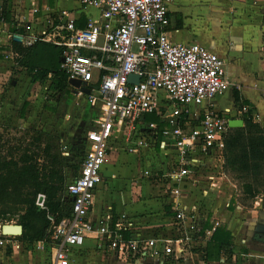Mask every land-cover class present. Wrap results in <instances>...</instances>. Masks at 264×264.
I'll return each mask as SVG.
<instances>
[{"label": "crops", "instance_id": "crops-1", "mask_svg": "<svg viewBox=\"0 0 264 264\" xmlns=\"http://www.w3.org/2000/svg\"><path fill=\"white\" fill-rule=\"evenodd\" d=\"M5 1L0 0V6ZM6 2L11 22L0 21V46L5 47L0 58V113L16 109L19 120L26 116L24 125L57 134L62 141L67 139L63 144L71 160L81 161L88 148L86 134L97 129L102 115L101 104L90 103L86 96L78 95L81 89L73 87L65 96L55 93L62 104L70 101L71 109L49 106L48 116L54 114V121L47 118L46 123H40L41 117L32 110L25 113L27 99L32 96L25 95L21 106L22 96L27 88L29 92L37 88L39 81H33L16 61L15 57L21 56L14 52L12 40L20 37L21 42L28 45L25 40L42 32L45 26L48 28L51 21L58 23L62 11L76 16L80 27L83 20L85 24L89 17L99 16V10L84 6L81 0ZM168 15V32L174 42L198 43L225 60L231 85L210 104L225 116L228 125L232 120L243 122L241 126L229 125V128L244 126L240 99L245 106L254 108L256 120L264 129V0H172L168 3ZM9 78L10 82L5 84ZM163 105L166 110L168 106ZM203 109L193 108L198 113ZM151 115L158 116L162 124L149 119ZM69 118L71 126L64 134L62 129ZM151 123L159 128L166 125L158 113H147L135 128L126 124L115 130L101 171L102 182L94 191V204L89 212L92 220L109 216L114 221L124 222L129 225L132 237L138 239L171 237L177 233V201L172 198L164 178L177 162L176 149L158 135L150 146L140 147L134 153L127 150V145L142 137L143 131L151 130ZM200 159L202 163L196 168L198 176L187 178L178 202L189 209L197 206L205 225L211 226L213 221L219 220V228L231 233L232 252L223 251L219 259L208 262L209 241H198L187 256L134 258L98 248L95 235L88 234L81 247L72 249L69 264H264V191L254 198H245L247 194L238 189V183L244 185V182L238 180L240 178L234 181V174L225 169L224 148L202 155ZM81 166L82 163L80 169ZM6 239L8 241L0 245V264L54 263L55 249L49 242L23 241L24 246L15 236L8 235Z\"/></svg>", "mask_w": 264, "mask_h": 264}, {"label": "built area", "instance_id": "built-area-1", "mask_svg": "<svg viewBox=\"0 0 264 264\" xmlns=\"http://www.w3.org/2000/svg\"><path fill=\"white\" fill-rule=\"evenodd\" d=\"M171 1L81 0L84 6L97 8L99 16L89 17L79 27L76 16L62 11L58 23L51 21L45 31L24 39L28 45L41 40L62 47L61 70L70 79L82 80L90 93L79 90L78 95L100 103L102 109L97 129L87 134L88 148L79 174L67 186L73 198L72 215L59 220L52 217L49 237L41 241L54 246L53 264H69L72 249L81 247L88 234L95 235L98 248L127 257L187 256L196 242L209 241L221 224L212 220L206 227L197 206L189 209L178 201L187 178L198 176L200 157L224 148L228 121L210 102L231 82L226 62L218 54L198 43H177L170 38ZM132 74L139 76L138 82H129ZM195 106L204 109L198 113ZM147 113H158L166 125L159 128L151 123V130L143 131L127 150L134 153L150 146L158 135L176 149L177 162L164 178L177 201V233L138 239L124 222L109 216L92 220L89 212L94 191L102 182L109 140L126 124L135 128ZM44 199L40 194L37 204L43 206ZM7 241L0 239V245Z\"/></svg>", "mask_w": 264, "mask_h": 264}, {"label": "trees", "instance_id": "trees-1", "mask_svg": "<svg viewBox=\"0 0 264 264\" xmlns=\"http://www.w3.org/2000/svg\"><path fill=\"white\" fill-rule=\"evenodd\" d=\"M6 1L0 6V21L11 22ZM83 22L80 27L85 25ZM12 44L14 52L21 56L15 57L16 61L33 81L49 78V88L55 93L63 96L70 93L73 88L70 77L60 68L62 47L41 40L25 45L13 39ZM4 50L5 47L0 46V58ZM238 102L244 126L229 128L224 142L225 169L234 174V181L240 178L238 180L244 182V185L238 183V189L250 199L264 191V129L256 120L254 108L247 105L245 108V102L240 99ZM148 118L162 124L156 115ZM21 133L16 143L0 144V221H10L18 214L24 228L20 238L34 243L48 239L52 217L59 220L72 215L73 198L67 190L68 169L77 177L80 163L79 167L69 164L59 135L39 128H26ZM42 193L45 199L40 206L37 200ZM125 236L130 237L131 233L126 231ZM5 237L0 231V239ZM232 247L230 231L218 227L209 239L206 261L219 259L223 251L232 252Z\"/></svg>", "mask_w": 264, "mask_h": 264}, {"label": "rangeland", "instance_id": "rangeland-1", "mask_svg": "<svg viewBox=\"0 0 264 264\" xmlns=\"http://www.w3.org/2000/svg\"><path fill=\"white\" fill-rule=\"evenodd\" d=\"M46 29L47 28L45 26L42 31H45ZM17 78H18V76L16 75L15 79L17 80ZM10 80H11V78H9V80L6 81L5 84H8L10 82ZM49 87H50V79L49 78L45 79L43 81H39L37 88H33L31 92H29L28 91L29 89L27 88V90L23 94L22 100L20 102V105L22 106L24 104V99H23L24 96L25 95H31L32 96V98L27 99L28 102L25 105L24 112L26 113V112H28V111L30 112V110H32V112L35 113V115H39V117H41L40 123H46L47 122V118H49V116H48L49 106H52V107L55 106L58 110H60L61 108H63V109L66 108V110L69 111L71 109V102L70 101H64L62 104L61 101L58 100V95L55 94V91L50 89ZM36 95H37V97H36ZM47 97H48V99H47ZM66 103H68V104H66ZM16 111L18 112V110L15 109V110H10L8 112H5L3 114L0 113V144H3L4 141H10V142L13 141V143H16L15 139H17L18 137H20L22 135L21 131L23 129H26V128H31L29 126L24 125V119L23 118H26V116H22L21 117L22 119L19 120L17 117ZM52 115H54V114H51V116L49 118L50 120L52 117H54ZM71 118H69L67 120V123L64 124V127L62 129L63 130L62 132L64 134L68 132L69 127L71 126V122H70L72 120ZM52 121H54L53 118H52ZM86 136H87V134H86ZM64 141H62V142L64 143ZM67 141L68 140L66 139L65 142H67ZM0 149H1V147H0ZM64 151H65L66 158L68 159L70 165H76L78 167H79V163L81 165V162H83L84 159L81 161L71 160V156H69L70 153L68 152V150H66V148H65ZM84 158H85V156H84ZM77 161H79V162H77ZM69 169H68L69 181H71L77 174L73 175V170L71 168H69ZM78 171H79V169H78ZM77 173H79V172H77ZM12 218L13 219L10 221H8V220L0 221L1 233H2V226L4 224H20L18 214L12 216ZM10 236H15L20 242H23V240L20 238V235H10ZM5 238H7V236ZM24 242H26V241H24ZM24 242H23V245L25 246ZM26 243H29V242H26Z\"/></svg>", "mask_w": 264, "mask_h": 264}, {"label": "water", "instance_id": "water-1", "mask_svg": "<svg viewBox=\"0 0 264 264\" xmlns=\"http://www.w3.org/2000/svg\"><path fill=\"white\" fill-rule=\"evenodd\" d=\"M17 41L21 42L20 37L15 38ZM63 59H61L62 61ZM139 76L136 75H130L129 76V82H138L139 81ZM70 84L75 87L76 89H81L84 93L89 94L90 90L85 86V83L80 80V79H74L71 78L69 79ZM243 122L241 120H232L229 125L230 127H236V126H241ZM45 191V189L43 190ZM24 231L23 225L21 224H4L2 226V234L3 235H21Z\"/></svg>", "mask_w": 264, "mask_h": 264}]
</instances>
